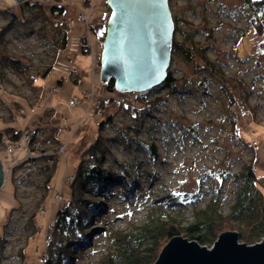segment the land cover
<instances>
[{
    "label": "rangeland",
    "instance_id": "rangeland-1",
    "mask_svg": "<svg viewBox=\"0 0 264 264\" xmlns=\"http://www.w3.org/2000/svg\"><path fill=\"white\" fill-rule=\"evenodd\" d=\"M248 3L169 0L173 41L206 48L208 58L226 77L242 83L232 94L237 103L217 79L198 72L193 62L172 51L167 71L173 72L176 82L152 93L148 103L154 104L144 114L128 110L135 106L134 96L109 93L100 80L102 41L110 16L107 0H0L2 40L12 53L28 59L33 78L29 84L7 66L0 67V162L5 177L0 187V264H45V242L53 240V231L46 229L63 207V202L55 204V194L69 193L66 175L99 134L105 153L102 167L114 182L106 194L96 196L102 206L95 216L99 218L91 221L90 241L76 251L70 264H100L112 247L106 229L128 231L148 223L151 215L164 220L171 216L184 227L214 199L219 210L228 213L242 184L237 176L250 162L264 186V33L253 24ZM57 4L66 10V26L48 18L49 9ZM82 13L89 15L94 29L89 52L80 54L88 22L78 21ZM260 24L264 32V20ZM64 32L67 44L57 49ZM109 98L115 105L103 110L100 103L107 105ZM48 108H53L49 114ZM108 113L113 114L111 121L99 130ZM44 115L58 123V137L66 143L48 187L43 147H32L22 132L14 143L5 132L41 127ZM54 133L52 128L41 130L49 139L45 146L53 148ZM18 175H26L28 182L19 183ZM225 232L238 233L223 226L205 247L211 248ZM239 243L248 244L240 236Z\"/></svg>",
    "mask_w": 264,
    "mask_h": 264
},
{
    "label": "trees",
    "instance_id": "trees-1",
    "mask_svg": "<svg viewBox=\"0 0 264 264\" xmlns=\"http://www.w3.org/2000/svg\"><path fill=\"white\" fill-rule=\"evenodd\" d=\"M247 1L253 11L252 14L255 16L253 24L256 26L258 33L263 34L260 22L264 20V0ZM65 11L63 6L57 4L49 9L47 15L49 19L50 17L53 18L57 25L63 27L66 26V23H64L66 18ZM108 11H110L109 7ZM66 44L67 37L64 32L56 48H63ZM189 44L185 41L178 42L174 39L172 51L181 55L188 62H193L198 72H207L217 79L222 89L232 97L230 99L233 101V104H236L237 102H235L232 94L236 87H242V83L233 78L226 77L225 73L208 58L206 48H200L198 44L196 45L191 41ZM195 57L199 59L197 62L195 61ZM27 60L24 56L20 58L16 53H12L6 47V44L2 40V33H0V67L5 69L4 66H7L18 77L26 78L30 84L33 78L30 77L31 63H28ZM50 69L51 66L46 68L44 74L48 73ZM175 82L176 79L173 77V72L170 71L167 74L166 80L161 85L146 91V93L119 94L114 88L113 81L107 83L105 87L109 93L113 92L122 97L126 95L134 96L133 102L135 106L129 104L132 107H128V110L133 109L134 112L147 114L149 107L154 104V102L152 104L148 103L150 95L165 88L173 87ZM108 102L107 105H104L102 102L100 103L103 110H107L110 105H115L112 98H109ZM118 105L125 106L122 102ZM52 110L53 108H48L45 113L49 114ZM109 115L108 119L98 126L99 130L105 122L111 121L110 117L113 114ZM44 117L45 115L40 121ZM53 122L56 121L54 120ZM48 128H50L49 124H41V127L37 129L46 130ZM53 129L54 131H58L57 127ZM14 130L8 128L5 132L8 133L11 141L17 143L20 141L21 132ZM1 135L0 132V140ZM47 142L46 140L45 144ZM102 146L103 138L99 134L83 149L78 158L79 163L74 171V179L69 184V193L62 195L63 207L57 209L46 229V233L53 231V240L48 243L45 242L48 255L45 264L49 262L70 264L71 260L75 257L76 251L83 249L90 241L91 235L87 231L90 228L91 221L99 218V216H95L99 214L98 211L102 208L96 196L100 192L106 194L109 184L114 182V177L102 167V160L105 155ZM44 161L45 171L49 172L45 181V186L48 187L49 181L53 176V170L55 171V165L53 166L52 159L47 156ZM49 165H52V168ZM238 174L236 173L235 175ZM237 178L239 179L238 181H242V184L239 186L238 193H236L235 203L226 214L219 210L218 205H216V199H214L209 205H206L207 207L196 211L195 221L184 227L181 222L171 216L167 220H164L161 216L151 215V220L148 223L128 231H117L113 230V228L110 230L106 229L104 232L110 239L112 247L109 248V252L104 256L100 264H153L162 250H164L165 246H162L163 241L167 243L177 236H183L191 241H196L202 246H208L213 241V233H217L223 226L237 230L240 240L246 241L248 244L260 241L264 238V192L262 191L264 186L259 180L252 162L241 171ZM126 184L128 188L132 187L130 184Z\"/></svg>",
    "mask_w": 264,
    "mask_h": 264
},
{
    "label": "water",
    "instance_id": "water-1",
    "mask_svg": "<svg viewBox=\"0 0 264 264\" xmlns=\"http://www.w3.org/2000/svg\"><path fill=\"white\" fill-rule=\"evenodd\" d=\"M107 5L111 12L102 41V84L113 81L115 90L124 94L158 87L171 62L175 28L169 0H107ZM2 172L0 162V187ZM153 264H264V238L248 245L239 243L238 233L225 232L206 248L177 236Z\"/></svg>",
    "mask_w": 264,
    "mask_h": 264
},
{
    "label": "bare ground",
    "instance_id": "bare-ground-1",
    "mask_svg": "<svg viewBox=\"0 0 264 264\" xmlns=\"http://www.w3.org/2000/svg\"><path fill=\"white\" fill-rule=\"evenodd\" d=\"M109 10H110V8H109ZM110 12H111V10L109 11V15H110ZM78 17H77V19H78ZM91 25H92V28L90 29V35H91V39H92V32L91 31H93L94 25L93 24H91ZM81 39H80V41H81ZM79 49H80V43H79ZM80 54H82L81 49H80ZM85 111H88V110L86 109ZM40 124H49V127L52 129L58 125L57 122L51 123V121L48 120L47 116L45 118H43V120L41 121ZM38 127L39 126H37L36 128H32V129L31 128H29V129H26V128L23 129L22 128V129L14 130V131H20V132H22L23 135L31 136L30 143H31L32 147H34V145H39V146L43 147L42 151H44V153L46 154L47 157L52 159L53 166L55 165V169H56L57 166L59 165L61 159L63 158L62 156L65 154L66 146L64 144H66V143L62 142L61 138L58 137V131H55L54 136H53V139L55 142L51 143L53 148H49V147L45 146L46 140L48 141L49 139L42 137L41 130H38L37 129ZM57 128H58V126H57ZM50 130L51 129L47 130L45 133H48ZM39 136H41V138H39ZM47 144H50V143L47 142ZM82 151H83V149L81 150V152ZM81 152H80V154H81ZM80 154H79V156H80ZM79 156H78V158H79ZM33 159H37V158H33ZM78 163H79V159H78L77 165H78ZM77 165H76V167H77ZM49 166H51V168H52V165H49ZM76 167L74 168L73 171H71V172L68 171L69 173L65 177V179H66L65 182H67L68 184L72 183V181L74 179V171L76 170ZM43 168H44V165H43L42 169ZM4 181H5V178H4ZM56 193L61 195L60 192H56ZM51 235H53V234H51Z\"/></svg>",
    "mask_w": 264,
    "mask_h": 264
},
{
    "label": "built area",
    "instance_id": "built-area-1",
    "mask_svg": "<svg viewBox=\"0 0 264 264\" xmlns=\"http://www.w3.org/2000/svg\"><path fill=\"white\" fill-rule=\"evenodd\" d=\"M78 20L81 22H87L89 20V15H87L86 13H82L79 15ZM92 28L91 23L88 21L86 24V30L87 32L83 34V37L80 41V49L82 51V53H88L91 47V43H90V29ZM27 138H29V140L31 139V136H27ZM25 166V165H24ZM18 179H19V183L23 182V183H27L28 182V178L26 177V175L22 178L21 176L23 175H18ZM28 176V175H27ZM55 198H56V203L57 205H59L61 202H63V197L62 195L56 193L55 194Z\"/></svg>",
    "mask_w": 264,
    "mask_h": 264
}]
</instances>
